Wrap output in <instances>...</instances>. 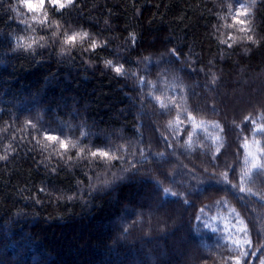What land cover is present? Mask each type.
Returning <instances> with one entry per match:
<instances>
[{
    "label": "trees",
    "instance_id": "1",
    "mask_svg": "<svg viewBox=\"0 0 264 264\" xmlns=\"http://www.w3.org/2000/svg\"><path fill=\"white\" fill-rule=\"evenodd\" d=\"M0 264H264V0H0Z\"/></svg>",
    "mask_w": 264,
    "mask_h": 264
},
{
    "label": "rangeland",
    "instance_id": "2",
    "mask_svg": "<svg viewBox=\"0 0 264 264\" xmlns=\"http://www.w3.org/2000/svg\"><path fill=\"white\" fill-rule=\"evenodd\" d=\"M154 156H156L157 157V154H154ZM154 182H156L154 179H152ZM154 217L156 218L157 217V215H155L154 214ZM199 242H198V245H199V247H202V246H204V244L200 241V240H198ZM212 247V246H211Z\"/></svg>",
    "mask_w": 264,
    "mask_h": 264
}]
</instances>
